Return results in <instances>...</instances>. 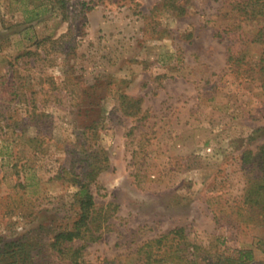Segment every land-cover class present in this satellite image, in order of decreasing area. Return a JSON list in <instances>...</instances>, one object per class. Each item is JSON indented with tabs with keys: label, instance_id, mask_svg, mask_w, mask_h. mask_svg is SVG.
Here are the masks:
<instances>
[{
	"label": "rangeland",
	"instance_id": "obj_1",
	"mask_svg": "<svg viewBox=\"0 0 264 264\" xmlns=\"http://www.w3.org/2000/svg\"><path fill=\"white\" fill-rule=\"evenodd\" d=\"M261 7L67 0L64 17L25 22L0 0V249L18 241V264H76L69 251L84 245L77 264H138L143 242L183 226L207 251L252 249L264 264V226L243 204L257 171L241 162L264 142ZM76 179L100 236L59 255Z\"/></svg>",
	"mask_w": 264,
	"mask_h": 264
},
{
	"label": "trees",
	"instance_id": "obj_2",
	"mask_svg": "<svg viewBox=\"0 0 264 264\" xmlns=\"http://www.w3.org/2000/svg\"><path fill=\"white\" fill-rule=\"evenodd\" d=\"M16 10L22 15L25 22L39 19L47 12H56L65 15L67 0H13ZM174 7L183 12L181 4H174ZM251 14L263 16V8L257 11L252 9ZM263 45L259 57V81L260 87L264 90V28L260 29L254 39ZM231 57H229V60ZM264 132V128L259 129ZM254 139V138H252ZM241 162L253 165V170L257 171L248 179L243 196V204L250 209L257 211V224L264 226V142L259 144L255 150L247 149L242 152ZM256 167V169H254ZM77 191L74 194L77 205V216L72 225L59 231L54 235L51 248L59 255L64 254L67 248L64 245L77 239L89 238L97 239L100 235H95L98 228L94 226L93 212L95 209V199L90 191L89 184L75 181ZM100 226V225H99ZM0 251L3 256H10L16 264L24 262L25 257L21 250L24 244L18 241L3 244ZM259 248L264 254V240H259ZM84 245L75 248L70 252V258L74 263H78V258L82 254ZM139 255L138 264H253L254 253L252 249H234L231 251H207L196 242L190 241L186 228L175 227L165 233L143 242L136 251ZM28 254V253H27Z\"/></svg>",
	"mask_w": 264,
	"mask_h": 264
}]
</instances>
